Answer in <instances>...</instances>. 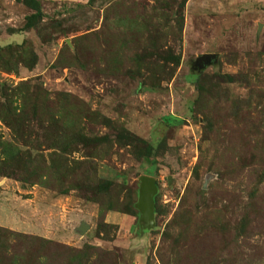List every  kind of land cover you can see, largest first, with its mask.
Here are the masks:
<instances>
[{
    "label": "rangeland",
    "instance_id": "rangeland-1",
    "mask_svg": "<svg viewBox=\"0 0 264 264\" xmlns=\"http://www.w3.org/2000/svg\"><path fill=\"white\" fill-rule=\"evenodd\" d=\"M36 1L0 0V264H264V0Z\"/></svg>",
    "mask_w": 264,
    "mask_h": 264
},
{
    "label": "water",
    "instance_id": "water-1",
    "mask_svg": "<svg viewBox=\"0 0 264 264\" xmlns=\"http://www.w3.org/2000/svg\"><path fill=\"white\" fill-rule=\"evenodd\" d=\"M213 54H204L202 58L212 57ZM157 192L155 178L148 175L139 176L138 198L135 207L139 211V223L141 230L154 225V196ZM87 224L81 223L80 231L84 232Z\"/></svg>",
    "mask_w": 264,
    "mask_h": 264
},
{
    "label": "trees",
    "instance_id": "trees-1",
    "mask_svg": "<svg viewBox=\"0 0 264 264\" xmlns=\"http://www.w3.org/2000/svg\"><path fill=\"white\" fill-rule=\"evenodd\" d=\"M30 1H31V3H33V4H31L32 5L31 7H33L35 9V12H33V13L29 14L28 16H26L25 23L20 28L21 30H25V29H28L29 27H31L33 25V22H35V20L40 18L41 15H42V11H41L40 7H38L37 1L36 0H30ZM179 19H183V13H182V8L181 7L178 9V14H177L176 20H178V22H179ZM60 149L63 150L62 148H60ZM151 152H152L151 148L147 147L145 149V154L144 155L145 156H149ZM49 173L51 174L49 166L44 164V165H41L39 167H34L33 169H31L29 171V173L27 174V176H25L24 179L22 178L20 180L28 182V183H31V184L44 183V185L46 187L54 188L56 186V182H55V179L48 178L47 175ZM62 189L63 188H61V190ZM89 198L92 199V196H89ZM154 206H155V209H156V199H154ZM132 207H133V204H132Z\"/></svg>",
    "mask_w": 264,
    "mask_h": 264
}]
</instances>
